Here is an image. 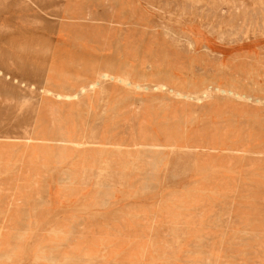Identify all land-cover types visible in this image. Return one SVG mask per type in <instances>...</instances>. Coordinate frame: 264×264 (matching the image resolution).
<instances>
[{"label":"rangeland","instance_id":"obj_1","mask_svg":"<svg viewBox=\"0 0 264 264\" xmlns=\"http://www.w3.org/2000/svg\"><path fill=\"white\" fill-rule=\"evenodd\" d=\"M0 264H264V0H0Z\"/></svg>","mask_w":264,"mask_h":264},{"label":"bare ground","instance_id":"obj_2","mask_svg":"<svg viewBox=\"0 0 264 264\" xmlns=\"http://www.w3.org/2000/svg\"><path fill=\"white\" fill-rule=\"evenodd\" d=\"M4 4V3H3ZM127 6V5H126ZM162 7V6H161ZM191 14V13H190ZM215 27V26H214ZM186 29V28H185ZM16 47V46H15ZM141 47V46H140ZM17 48V47H16ZM110 48V47H109ZM18 49H19V47H18ZM20 49L22 50V51H24L25 50V45H22V46H20ZM32 50V49H31ZM142 50V49H141ZM221 72V71H220ZM130 73V72H129ZM140 79V78H139ZM126 80L127 81H129L128 80V77L126 78ZM139 84V83H138ZM140 86V85H139ZM143 88V87H142ZM240 92V91H239ZM180 94V93H179ZM125 95V94H124ZM132 96V95H131ZM22 99H23V97H24V95L22 94L21 96H20ZM121 98V97H120ZM24 100V99H23ZM113 101H115V99L113 100ZM22 135H23V132H16L15 134H14V136L15 137H22ZM169 138V137H168ZM66 144V143H65ZM70 145V144H69ZM120 228V227H119ZM121 229V228H120ZM126 236V235H125ZM167 248V247H166ZM104 250H105V248H104ZM90 251V250H89ZM143 252V251H142ZM141 252V253H142ZM90 256V255H89Z\"/></svg>","mask_w":264,"mask_h":264}]
</instances>
